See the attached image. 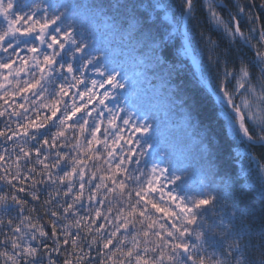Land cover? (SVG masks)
Returning a JSON list of instances; mask_svg holds the SVG:
<instances>
[{
    "label": "snow or ice",
    "instance_id": "1",
    "mask_svg": "<svg viewBox=\"0 0 264 264\" xmlns=\"http://www.w3.org/2000/svg\"><path fill=\"white\" fill-rule=\"evenodd\" d=\"M257 7L264 0H0L4 264H264ZM201 10L210 27L197 33ZM102 30L133 46L179 109L182 134L166 147L158 119L119 103L130 80L98 46ZM185 69L196 94L176 83ZM193 153L196 195L183 176Z\"/></svg>",
    "mask_w": 264,
    "mask_h": 264
},
{
    "label": "trees",
    "instance_id": "2",
    "mask_svg": "<svg viewBox=\"0 0 264 264\" xmlns=\"http://www.w3.org/2000/svg\"><path fill=\"white\" fill-rule=\"evenodd\" d=\"M17 2L19 4H24L31 3L32 0H17ZM36 2H39V0H36ZM177 2H179V0H177ZM260 2L261 0H256L257 5H259ZM225 3L231 6V0H225ZM254 11L261 15V23H264V12H262L259 7L254 9ZM197 15L201 21L200 26L197 29V33L201 30L207 32L210 26L206 22L205 13L201 10L198 11ZM213 38L215 39L218 37L213 34ZM98 39L100 41L98 46L106 47L110 62L119 61L127 72V78L130 80L129 87L126 90H122L124 95L121 97L120 103L127 100L133 110H138L142 114L147 113L149 117H155L158 119L161 132V135L159 136L160 147H166V141L173 135L182 134L180 127L182 121L179 109L172 106L171 100L162 88L160 81L157 80L151 73L144 71L143 67L139 63V56L134 51L131 44L122 42L118 35H105L103 30L98 36ZM245 51L247 50L245 49ZM205 56H207V53H205ZM176 83H181L182 87L188 90L190 94H196V82L192 80L191 73L188 72L187 69L181 73V79L176 81ZM2 126L3 125L0 124V127ZM53 131H55V129H53ZM68 135L70 137L71 133L69 132ZM256 151L259 152L260 150L257 149ZM187 164L188 170L183 173L185 178V188L187 189L188 194L196 195L201 182L204 180V176L198 164V160L195 157V153L189 157ZM161 183H163V180ZM166 190L167 189H165V191ZM48 191H51V189L45 188L40 193L41 202L47 198ZM32 206H36L38 208V213H34L33 215L35 216L39 214L43 217L41 222L47 224L48 218L47 216H44L40 204L30 201L28 207ZM11 215H15V212L11 213ZM66 222L67 221H65V223ZM137 227H139V225H137ZM48 243L51 244V240H49ZM209 251H212V249H209ZM93 254L95 255V253ZM41 255H43V251H41ZM253 255L257 258L259 257V253H254ZM63 258V255L56 257L58 264H62ZM0 264H4L2 258H0ZM43 264H47L46 259L43 261Z\"/></svg>",
    "mask_w": 264,
    "mask_h": 264
},
{
    "label": "rangeland",
    "instance_id": "3",
    "mask_svg": "<svg viewBox=\"0 0 264 264\" xmlns=\"http://www.w3.org/2000/svg\"><path fill=\"white\" fill-rule=\"evenodd\" d=\"M88 76H89V83H90V79H93V78H96V79H98V77H96L94 74H92V73H88ZM109 86L108 85H105V88H108ZM95 91L97 92V94L99 95V94H102L103 93V91H104V89L103 88H99V87H97L96 89H95ZM119 103H120V101H119ZM109 105L111 106V107H115V105L112 103V102H109ZM117 123H119V121H117Z\"/></svg>",
    "mask_w": 264,
    "mask_h": 264
}]
</instances>
